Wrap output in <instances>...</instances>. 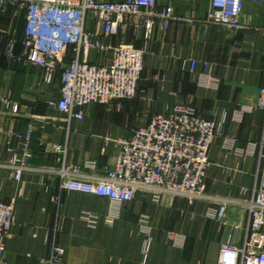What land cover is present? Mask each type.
<instances>
[{"label": "crops", "instance_id": "0c3cea01", "mask_svg": "<svg viewBox=\"0 0 264 264\" xmlns=\"http://www.w3.org/2000/svg\"><path fill=\"white\" fill-rule=\"evenodd\" d=\"M167 3H173L176 18L169 29H156L147 44L139 94L89 104L82 120L49 104L62 97L61 72L48 82L41 67L4 54L12 37L18 39L16 53L25 54V15L15 9L0 13V161L13 152H29L32 167H59V158H65L86 173L103 175L105 166L115 163L117 140L166 109L188 105L223 121L209 149L207 195L244 199L241 189L254 184L264 130V111L255 107L264 86V2H243L240 27L207 24L211 0L158 1L160 7ZM122 39L134 45L142 41L133 31L104 41L115 45ZM83 59L106 62L108 52L92 48ZM192 59L198 60L194 71ZM203 62L212 66L210 77ZM15 103L18 112L13 111ZM58 145L65 153L54 150ZM59 184L56 175L26 171L18 181L0 170V200L12 201L15 213L0 264H43L53 244L63 249L61 264H218L221 245L234 225L248 222L243 205L227 206L221 222L210 215L219 207L213 199L189 204L166 195L155 203L146 191L122 203L65 191L58 203L53 197L60 193ZM145 217L149 235L142 227ZM171 231L180 241L169 237Z\"/></svg>", "mask_w": 264, "mask_h": 264}, {"label": "built area", "instance_id": "2783aa9c", "mask_svg": "<svg viewBox=\"0 0 264 264\" xmlns=\"http://www.w3.org/2000/svg\"><path fill=\"white\" fill-rule=\"evenodd\" d=\"M159 0H0V13L10 9L25 15V32L21 40L25 54L15 51L17 38H9L4 54L9 59H22L44 70V78L54 81L61 72V99L49 101L66 112L70 119L82 120L89 104H109L113 100L133 99L141 91L147 44L156 29H169L176 18L173 3L158 5ZM247 0H211L204 21L207 24L242 26V4ZM263 1L264 0H251ZM101 28L96 30L92 25ZM133 31L140 45L106 43L104 38L126 35ZM92 48L108 52L106 62L83 59ZM72 56L71 61L66 57ZM198 60H191L194 71ZM204 74L211 76L212 66L203 62ZM9 102V100L7 101ZM255 107L264 111V86ZM13 111L20 110L15 103ZM223 121L200 114L188 105H176L156 114L146 125L137 126L126 138L117 140L115 163L105 166L103 175L89 174L82 166H72L65 158L59 167H32L27 162L31 154L13 152L0 161V170L18 180L26 171L60 178V193L76 191L106 197L112 202L132 201L138 191L152 195L160 203L166 195L183 198L189 204L213 199L219 203L210 215L224 222L227 206L243 205L248 212L246 225L233 227L231 237L221 245L218 264H264V130L259 143L255 181L249 189L242 187L244 199L215 198L206 193L209 149L221 133ZM27 145V144H26ZM54 150L65 153L60 145ZM92 167V166H90ZM93 167H95L93 165ZM93 221L90 214L85 216ZM15 223L14 203L0 200V260L6 251V240ZM142 227L150 234L148 218ZM169 237L180 241L176 232ZM63 249L53 244L51 255L43 264H61Z\"/></svg>", "mask_w": 264, "mask_h": 264}]
</instances>
